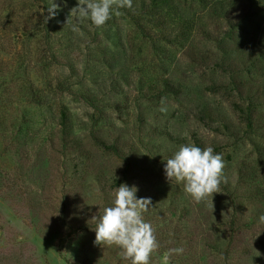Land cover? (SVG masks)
<instances>
[{"label": "rangeland", "instance_id": "1", "mask_svg": "<svg viewBox=\"0 0 264 264\" xmlns=\"http://www.w3.org/2000/svg\"><path fill=\"white\" fill-rule=\"evenodd\" d=\"M55 2L48 35L51 0H0V264H129L94 243L122 183L152 200L151 264H264V5L133 0L73 32ZM189 143L223 156L213 200L166 179Z\"/></svg>", "mask_w": 264, "mask_h": 264}, {"label": "clouds", "instance_id": "2", "mask_svg": "<svg viewBox=\"0 0 264 264\" xmlns=\"http://www.w3.org/2000/svg\"><path fill=\"white\" fill-rule=\"evenodd\" d=\"M259 3L264 5L262 0H259ZM59 7L55 0H51L45 23L57 16ZM132 7L133 0H77L70 10L75 20V23L71 24V30L78 32L80 25L86 21L95 28H101L114 15H121L120 9ZM66 23H70L68 18ZM161 104L160 111L167 112L163 99ZM165 161L166 179L170 183L182 184L183 191L196 203L206 202L209 197L213 200V195L221 192V184L227 182L223 156L215 152L212 146L201 148L192 143L183 144ZM137 192V186H129L127 183H122L115 189L111 206L104 207L96 222L94 243L108 247L117 246L121 250L120 261H128L129 264H151L153 253L160 247L155 229L144 215L153 207L152 200L150 197L138 198ZM259 219L264 222V215ZM183 253L182 247L170 249L163 256L164 264H170L173 254Z\"/></svg>", "mask_w": 264, "mask_h": 264}, {"label": "trees", "instance_id": "3", "mask_svg": "<svg viewBox=\"0 0 264 264\" xmlns=\"http://www.w3.org/2000/svg\"><path fill=\"white\" fill-rule=\"evenodd\" d=\"M45 26H46V33L45 34H48L49 35V33L51 32L50 31V28H49V24L46 22L45 23ZM168 85V84H167ZM0 100H1V98H0ZM5 105L6 104H4V106H3V108H5ZM2 108V109H3ZM0 117H1V115H0ZM63 126V125H62ZM62 126L61 125H59V124H56L55 126H53L54 127V130L51 132V135H50V137L48 138V140H49V144H52V145H55L56 144V142H57V139L59 138V137H61V136H59L60 134H62ZM2 135H4V134H2ZM2 144H0V155H3V154H5L6 153V151L9 149V145L5 142V140H2V142H1ZM65 143V142H64ZM65 145H67L66 143H65ZM1 149H3L4 150V152L3 151H1ZM60 151H61V148H60Z\"/></svg>", "mask_w": 264, "mask_h": 264}, {"label": "built area", "instance_id": "4", "mask_svg": "<svg viewBox=\"0 0 264 264\" xmlns=\"http://www.w3.org/2000/svg\"><path fill=\"white\" fill-rule=\"evenodd\" d=\"M0 232H1V228H0Z\"/></svg>", "mask_w": 264, "mask_h": 264}]
</instances>
